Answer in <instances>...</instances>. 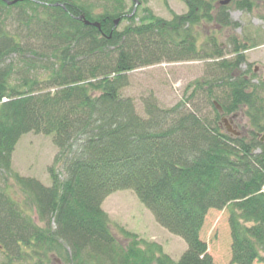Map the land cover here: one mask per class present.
Returning <instances> with one entry per match:
<instances>
[{"label": "trees", "instance_id": "16d2710c", "mask_svg": "<svg viewBox=\"0 0 264 264\" xmlns=\"http://www.w3.org/2000/svg\"><path fill=\"white\" fill-rule=\"evenodd\" d=\"M85 1L0 0L2 264H215L201 232L210 211L225 209L231 264H264V83L241 73L248 45L236 43L228 59L212 40L199 46L195 31L202 22L240 24L214 0H183L188 13L171 21L146 10L139 22L123 0H105L101 15ZM233 3L251 12L247 0ZM186 61H211L210 72L176 106L162 108L150 95L142 117L122 96L130 73ZM241 111L254 128L247 138L220 123ZM29 133L52 137L59 152L50 186L14 175L17 199L1 177L13 176V154ZM121 191H133L185 242L178 262L134 234L117 238L103 204Z\"/></svg>", "mask_w": 264, "mask_h": 264}, {"label": "rangeland", "instance_id": "374dc122", "mask_svg": "<svg viewBox=\"0 0 264 264\" xmlns=\"http://www.w3.org/2000/svg\"><path fill=\"white\" fill-rule=\"evenodd\" d=\"M123 1L127 11L134 8L132 0ZM137 1L140 5L134 13L137 16L136 22L145 17L146 10L165 21H171L175 16L188 13V7L183 0ZM247 2L251 4V12L239 10L235 3L227 6L231 19L240 24L239 29L227 28L216 32L212 24L206 25L202 22L195 31L198 34L199 46H205L212 40V43L220 47L228 59L233 57L236 43L244 42L243 44L248 45V50L244 51L246 63L241 66L240 70L247 80L260 85L264 83V1L247 0ZM85 4L94 6V15L104 14L105 0H87ZM216 4L217 0L214 2V5ZM127 25V21L123 22L119 26V31ZM210 63L211 61L165 62L138 69L128 75L129 86L122 90V96L133 99L136 110L142 117L144 116L143 101L150 95L157 98L160 107L172 108L183 99H188L192 92L197 90L195 83L207 78ZM191 105L187 106L189 110L192 109ZM210 112V109L203 108L202 113L207 117ZM237 119L236 131L241 134L242 138L250 137L254 128L249 118L245 116V111L238 113ZM220 123H223L222 118ZM222 128L225 131L224 124ZM258 135V140L264 143V132ZM58 152L52 137L34 133L24 135L13 154V176L1 177V181L7 180L3 184L7 192L14 198L19 199L20 197L19 190L13 181L14 175L35 178L44 185L50 186L49 169L55 165ZM56 168L62 173V167L59 164ZM103 210L109 217L113 232L120 240H123V232L134 234L140 241L160 248L162 254L174 263L179 261L187 249L183 240L172 235L157 223L153 214L139 201L133 191H121L111 195L105 200ZM229 216L230 209L210 211L201 232V239L208 245V252L215 264H231L232 240ZM261 254L264 256L263 251ZM4 261V255L0 250V264Z\"/></svg>", "mask_w": 264, "mask_h": 264}, {"label": "water", "instance_id": "95a60500", "mask_svg": "<svg viewBox=\"0 0 264 264\" xmlns=\"http://www.w3.org/2000/svg\"><path fill=\"white\" fill-rule=\"evenodd\" d=\"M8 6H13V5H16L17 3H19V2H22L23 0H15V1H6V0H3ZM231 2V0H226V1H222L221 2V5L222 6H227V5H229V3ZM55 6H60L59 4H56ZM136 12V8H135V10H134V12H133V14L132 15H134V13ZM129 17H132V16H129ZM84 21V23H85V25L86 26H93V27H95V28H99L100 29V24H98V23H91V22H88V21H85V20H83ZM119 22H120V20H117L116 22H115V27H117L118 25H119ZM216 105V107H217V109L221 112L222 110H221V107H219L217 104H215ZM236 117H233V119H235ZM223 122H224V124L226 125V123H227V120H223ZM231 122L233 123V120H231ZM227 132L228 133H231V134H233V135H235L236 137H240V134L239 133H237L236 131L235 132H233L232 131V129H230V128H227Z\"/></svg>", "mask_w": 264, "mask_h": 264}, {"label": "flooded vegetation", "instance_id": "af4514ba", "mask_svg": "<svg viewBox=\"0 0 264 264\" xmlns=\"http://www.w3.org/2000/svg\"><path fill=\"white\" fill-rule=\"evenodd\" d=\"M214 1H216V0H214ZM221 1H223V0H217V4L219 3V6H222V5H221ZM229 5H230V4H229ZM227 6H228V5H227ZM227 6H225V7H227ZM211 24L214 26L213 30L216 31V32L223 31L224 29L230 28V27L219 26V25L216 24V23H210V24H207V25H211ZM225 119H227V123H226V125H225L226 129H227V128H230V129H232L233 132H235V131H236V128H237V126H236V121H237L238 119H237V120H233V119L230 118V117H227V118H225ZM231 120H233V123L231 122ZM236 132H237V131H236Z\"/></svg>", "mask_w": 264, "mask_h": 264}, {"label": "bare ground", "instance_id": "6f19581e", "mask_svg": "<svg viewBox=\"0 0 264 264\" xmlns=\"http://www.w3.org/2000/svg\"><path fill=\"white\" fill-rule=\"evenodd\" d=\"M135 4V6H134V10H135V8H136V10H137V8L139 7V5H140V2H136V3H134ZM134 10H133V12H134ZM133 14V13H132ZM131 16H133V15H131Z\"/></svg>", "mask_w": 264, "mask_h": 264}]
</instances>
